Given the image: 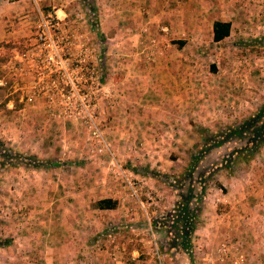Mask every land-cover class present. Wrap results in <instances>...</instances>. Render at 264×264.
<instances>
[{
    "label": "rangeland",
    "instance_id": "rangeland-1",
    "mask_svg": "<svg viewBox=\"0 0 264 264\" xmlns=\"http://www.w3.org/2000/svg\"><path fill=\"white\" fill-rule=\"evenodd\" d=\"M225 1L0 0V150L59 163L0 158V264H264V141L212 170L188 252L157 221L264 105V0Z\"/></svg>",
    "mask_w": 264,
    "mask_h": 264
},
{
    "label": "trees",
    "instance_id": "trees-1",
    "mask_svg": "<svg viewBox=\"0 0 264 264\" xmlns=\"http://www.w3.org/2000/svg\"><path fill=\"white\" fill-rule=\"evenodd\" d=\"M212 40L219 41L229 33V22L214 20L211 26ZM182 43V41H179ZM6 99H9L6 98ZM5 99V100H6ZM242 139L246 145L240 146L228 151L225 157H222V163L210 162L209 167L199 165L200 161L207 156V153L226 142ZM264 141V105H262L255 114L248 117L245 121L235 126L227 127L220 131L217 136L205 137L201 149L194 155H191L188 169L182 177L176 182V199L172 207L166 211L157 221L169 233V246L177 247L183 252H188L191 248L190 236L195 229L197 220V209L205 189V184L211 178V172L218 166L226 167L230 162L232 155L246 152L252 154L253 151ZM7 154H11L8 156ZM12 152L0 150V158L14 159L15 163L29 164L33 167L42 165L55 166L58 161H38L34 156L23 157ZM213 165V166H212ZM115 199L110 197L100 198L96 201L95 206L98 209H110L115 206ZM8 239H0V246L8 244ZM190 261L191 254L188 253Z\"/></svg>",
    "mask_w": 264,
    "mask_h": 264
},
{
    "label": "crops",
    "instance_id": "crops-1",
    "mask_svg": "<svg viewBox=\"0 0 264 264\" xmlns=\"http://www.w3.org/2000/svg\"><path fill=\"white\" fill-rule=\"evenodd\" d=\"M223 2H226L225 0L223 1V0H218V8H220L221 6H223L222 5V3ZM23 6H25V5H23ZM207 8H213V7H211V6H207ZM236 9H230V8H227V7H223V11L221 12V14H231V15H234V18L235 19H239V17H237V15H236ZM2 18L3 17H1L0 18V20L2 21ZM214 20H222V21H228L229 22V32H230V29H231V20H229V19H227V18H213L211 21H210V33H211V37H212V29H211V26H212V23H213V21ZM229 34V33H228ZM225 38V37H224ZM223 39V38H222ZM221 39V40H222ZM220 41V40H219ZM216 42V41H215ZM249 230H251V229H249ZM239 233L240 234H242V233H248V231L247 230H245V229H240V231H239ZM250 234V233H249ZM240 236H242V235H240Z\"/></svg>",
    "mask_w": 264,
    "mask_h": 264
}]
</instances>
